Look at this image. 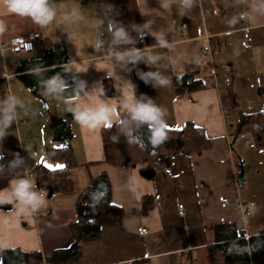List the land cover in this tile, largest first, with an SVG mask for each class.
Wrapping results in <instances>:
<instances>
[{
  "label": "crops",
  "instance_id": "obj_1",
  "mask_svg": "<svg viewBox=\"0 0 264 264\" xmlns=\"http://www.w3.org/2000/svg\"><path fill=\"white\" fill-rule=\"evenodd\" d=\"M55 4L57 20L43 29L30 19L0 12V19L8 25L6 33L0 35L1 42L39 33L32 52L12 54L0 49V97L16 95L34 112L13 124L11 134L15 131L20 135L33 124L41 128L43 137L52 131L51 114L40 104L42 92L35 94L22 80L29 74L22 66L43 60L48 50L64 40L66 63L52 67L56 69L51 76L59 73L68 82L72 73L64 72L62 67H76L89 89L95 82L107 80L114 94H105L104 99L114 105L120 95V77L130 80L138 96L150 97L167 110L168 129L192 124L203 131L211 145L201 154L174 157L170 168L148 180L137 169L105 162L102 128L81 126L72 114L71 119L62 118L70 125L68 144L76 161L71 170L73 188L54 194L43 190L46 203L35 213L21 214L13 203L0 206V260L3 251L20 249L40 254L44 264H210L209 247L216 244L214 225L234 224L238 234L264 236V147L256 146L249 133L235 136L241 114L264 112V11L258 10L261 0H196L183 16L176 5L168 10L160 8L159 0H55ZM106 5H112L115 18L129 28L150 22L152 35L135 46L161 54L164 58L158 66L150 69L141 62L135 68L129 65V72L117 69V76L105 60L110 43L97 53L92 47L96 33L87 23L69 26L60 20L61 13L73 7H80L86 20H96ZM69 27L77 32L71 42L67 40ZM159 33L165 35L171 49L150 48L157 43L154 36ZM131 35L138 34L133 31ZM102 38L111 39L106 27ZM201 49L205 56L200 55ZM150 70L162 72L171 84L156 88L153 82L146 84L137 75L138 71ZM184 74L201 80L205 88L177 95L174 77ZM73 95L70 89L64 93L65 98ZM99 99L76 102L96 103ZM6 139L2 146L7 144ZM50 148L56 146L46 147V151ZM23 157L26 169L22 175L36 184L32 172L43 164L27 159L25 152ZM102 173L110 180L112 203L124 211L122 224L103 226L99 238L80 243L76 258L65 259L61 256L75 242L72 225L78 221L77 201L91 179ZM8 185L4 188L6 200ZM221 197L230 200L229 207L222 208ZM180 205L186 209L184 216L179 214ZM141 226L149 229L145 236L138 233ZM250 238L245 240L249 242ZM30 264L38 262L31 260ZM235 264H264V258Z\"/></svg>",
  "mask_w": 264,
  "mask_h": 264
},
{
  "label": "clouds",
  "instance_id": "obj_2",
  "mask_svg": "<svg viewBox=\"0 0 264 264\" xmlns=\"http://www.w3.org/2000/svg\"><path fill=\"white\" fill-rule=\"evenodd\" d=\"M196 0H159L160 8L165 10L171 9L173 5L177 6L178 12L183 16L187 10L193 8ZM260 11H264V0H261L259 6ZM115 9L112 5H106L102 14L96 20H86L80 7H73L70 11L63 12L60 20L66 22L69 26L87 23L96 33L92 47L95 52H101L109 43L111 47L106 62L116 70L120 69L124 72L131 71L139 63L146 64L150 69L159 65L164 58L161 54L146 51L144 48H137L135 45L144 36L152 35L150 30V22L143 24H132L129 28L121 21L117 20L113 15ZM0 12L10 16L30 19L31 22L40 27L46 28L57 20V7L55 0H0ZM111 34L110 41L102 38L104 28ZM67 31V40L71 42L77 37V32L69 27ZM8 30V25L3 19H0V35ZM135 31L138 35L133 37L131 32ZM157 43L150 48L171 49L172 45L163 33L154 36ZM27 49H31L29 43L25 45ZM71 64V61L68 62ZM66 73H73L75 82L74 88H69L66 79L59 73L53 76H46L49 70L43 64H35L28 69V73L32 75L37 82L39 90L48 97L64 98L68 105L67 110L72 114L73 119L81 126L90 129H112L119 130L118 135L113 137L114 142H119V136L123 135L128 142H132L135 133L140 130H147L148 140L154 146L163 144L167 139L168 124L165 119L167 110L157 105L155 101L145 95H137L136 86L130 81L122 79L120 93L117 104H110L104 99L105 89L103 83L97 81L89 89L87 82L76 77L75 71L71 68L62 67ZM117 75V74H116ZM137 75L146 84L153 82L154 87H167L171 84L169 77L160 71H138ZM118 76V75H117ZM107 77H109L107 75ZM112 78V77H109ZM72 90L73 97H64V93ZM99 97L96 103H79L81 99L92 100ZM24 101L16 95H7L0 97V146L4 139L11 134L10 129L13 124H17L21 117L33 115ZM13 159L8 161L6 165L0 164V175L8 173L13 176V180L9 182L7 187L8 198H4V189H0V206L5 203H13L18 205V211L23 213H35L39 211L46 203L43 190L38 189L36 184L25 175L24 172L26 160L19 153H13ZM0 159H3L0 153Z\"/></svg>",
  "mask_w": 264,
  "mask_h": 264
},
{
  "label": "trees",
  "instance_id": "obj_3",
  "mask_svg": "<svg viewBox=\"0 0 264 264\" xmlns=\"http://www.w3.org/2000/svg\"><path fill=\"white\" fill-rule=\"evenodd\" d=\"M65 52L67 45L62 40L46 52L43 60L25 62L22 68L28 70L35 64H43L49 69L45 75L50 77L56 69H51L52 67L66 63ZM22 80L31 85L35 94L41 92L32 75L26 74L22 76ZM174 84L179 96L205 88L201 80L192 79L189 74L175 76ZM103 87L106 95L113 96V87L107 80L103 82ZM51 127L55 141H69L71 133L67 120L55 114L51 115ZM118 133L119 130L115 127L101 130L105 162L113 166L137 169L148 180H153L158 171L170 168L174 157L201 154L211 145L210 139L203 131L192 124H187L182 129H167L168 139L159 146L149 142L146 129L136 132L131 143L123 135L119 136V142H114L113 137ZM244 133L252 135L256 146L264 147V112L240 115L235 136ZM47 156L50 161L65 167L49 170L44 165H38L32 172L36 184L48 194L70 192L73 188L71 170L76 166L72 148L69 144L50 148L47 150ZM10 160L9 156L3 155L0 164L6 165ZM239 176L241 177V171ZM11 180H13L11 174L0 175V189H4ZM76 207L78 221L72 225L75 242L64 256H61L65 259L76 258L81 242L99 238L103 226L120 225L124 218L123 209L112 203L111 183L105 173L91 179L90 185L80 195ZM212 229L216 235V244L209 247L210 264H235L248 259L264 258V236L251 237L247 242L242 234H238L234 224H216ZM51 259L54 260V257ZM31 260L44 264L40 254H29L20 249L3 251L0 264H30Z\"/></svg>",
  "mask_w": 264,
  "mask_h": 264
},
{
  "label": "rangeland",
  "instance_id": "obj_4",
  "mask_svg": "<svg viewBox=\"0 0 264 264\" xmlns=\"http://www.w3.org/2000/svg\"><path fill=\"white\" fill-rule=\"evenodd\" d=\"M41 96L42 98H39L40 104L49 115L55 114L56 116L61 118L71 119V117H69L71 113L67 111L68 107L66 105H63V98H52L45 96L43 93ZM45 103L47 104V106H45ZM52 136V131L50 129L48 131V134H45L43 137L41 128H36L35 124H33L29 128L22 130L20 132V135L16 134L15 131H13L12 134H9L6 137L7 144H5V146H0V152H5L7 155L10 156L11 160L13 159V153H19V155L23 157V154L25 152L27 159L30 158L33 161L43 160L45 163L51 164L46 156V147L49 148L54 146H68L69 142L68 140L54 141ZM42 156L44 159L40 158ZM39 161L35 163L38 164L40 163Z\"/></svg>",
  "mask_w": 264,
  "mask_h": 264
},
{
  "label": "built area",
  "instance_id": "obj_5",
  "mask_svg": "<svg viewBox=\"0 0 264 264\" xmlns=\"http://www.w3.org/2000/svg\"><path fill=\"white\" fill-rule=\"evenodd\" d=\"M241 17L243 19H246L245 15H242ZM185 26L186 25H183V27H185ZM147 37H148V35L146 34L144 36V38L142 40H140V41L144 42V40ZM38 40H39V33L38 32L31 33V34H29L27 36H20V37L13 38L9 42H1L0 41V49L4 53L5 52H10L12 54L29 53V52H32L34 50L36 44L38 43ZM29 43L32 45V48L30 50L25 47V45H27ZM200 55H202V56L206 55V52H205L204 49L200 50ZM74 70L77 71L76 67L74 68ZM75 75H76L77 78L80 79L79 73H76ZM67 84H68L69 88H74L75 87V82H74V79H73V73L70 76ZM73 96H71V97H73ZM219 201L221 203L222 208H227V207L230 206V200L228 198L221 197V198H219ZM252 205L253 204H250V206H252ZM178 211H179V214L181 216H184L185 212H186V209H185V207L183 205H180L178 207ZM148 232H149V229L146 226H141V227L138 228V233H139L140 236H145L146 234H148ZM244 238L245 239H249L250 237L248 235H245Z\"/></svg>",
  "mask_w": 264,
  "mask_h": 264
},
{
  "label": "snow or ice",
  "instance_id": "obj_6",
  "mask_svg": "<svg viewBox=\"0 0 264 264\" xmlns=\"http://www.w3.org/2000/svg\"><path fill=\"white\" fill-rule=\"evenodd\" d=\"M41 163L48 168L49 170H56V169H63L65 166L64 165H51V164H47L45 163L43 160H41Z\"/></svg>",
  "mask_w": 264,
  "mask_h": 264
}]
</instances>
